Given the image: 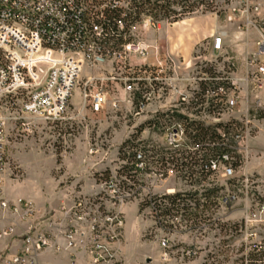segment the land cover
Here are the masks:
<instances>
[{
	"label": "rangeland",
	"instance_id": "1",
	"mask_svg": "<svg viewBox=\"0 0 264 264\" xmlns=\"http://www.w3.org/2000/svg\"><path fill=\"white\" fill-rule=\"evenodd\" d=\"M107 1L89 0L88 15L97 12L91 5ZM119 1V15L126 23L118 37L121 39L108 42L114 53L105 64L82 69L62 119L23 117L19 106L26 91L0 96L6 159L2 194L12 202L31 200L36 228L61 217L64 208L78 198L98 204L105 212L120 210L124 225L117 264H239L238 235L234 229L243 225L249 204L246 200L254 204V200L264 196V108L255 113L263 117L240 120L244 98L240 96L232 110L220 106L215 99L208 101L201 94L199 78L242 72L245 56L256 49L258 34L253 28L238 27L240 12L236 11L234 17L231 10L238 0ZM252 2L260 7L256 19L264 18V0ZM140 9L143 12L138 14ZM197 24L204 28L199 34ZM218 24L227 33L221 55L212 51L209 37L193 45L192 38L204 36L207 29L213 31ZM236 31L247 33L250 38H234ZM137 41L147 45L143 57L121 47L125 42ZM89 76L99 77L91 90L96 82L107 92L108 102L98 112L89 106L81 108V89ZM128 79L132 80L131 89L125 84ZM146 93L151 94V100L140 111L136 101ZM114 100H118L116 106ZM174 110L205 124L231 119L242 123L226 139L228 147L239 154V158L233 155L231 159L232 174L224 175V167L229 164L220 163L218 170L202 175L200 166L195 165L191 176L183 177L182 171L181 177L166 156L161 159L167 155L166 149L173 148L168 143L171 130L178 128L176 146L185 149L184 142L190 141L182 121L173 115ZM127 139L131 142L124 145ZM188 146V150H195L194 145ZM138 151L145 168L130 172L123 169L131 153ZM154 152L157 153L151 156ZM159 173L163 175L160 177ZM244 178L248 179L247 187ZM110 181L124 198L118 206L107 194ZM215 184L222 186V193H234L236 197L229 207L207 202L205 208L200 205L193 209L199 215L194 227L192 220L184 219L178 224V215L172 228H162L151 208L140 209V203L149 195L195 189L200 193L202 186ZM252 225L263 226L254 221ZM20 234L17 229L11 236L0 238L9 243L0 251V258L18 250ZM186 250L191 254H186Z\"/></svg>",
	"mask_w": 264,
	"mask_h": 264
},
{
	"label": "built area",
	"instance_id": "2",
	"mask_svg": "<svg viewBox=\"0 0 264 264\" xmlns=\"http://www.w3.org/2000/svg\"><path fill=\"white\" fill-rule=\"evenodd\" d=\"M88 1L0 0V96L26 91L19 106L23 117L47 121L62 119L82 69L103 65L114 53L107 45L111 41L107 36L110 20L102 12L119 10L120 1L92 3L97 10L92 16L87 13ZM232 5L234 17L236 11L240 12L238 27L253 28L257 32L256 49L245 56L243 71L239 74H212L199 79L200 83L206 84L204 97L215 99L227 109L232 110L242 96L244 113L240 120L247 121L256 118V111L264 108V18L256 19L260 7L252 0H238L236 6ZM227 18L231 20L232 16ZM113 22L119 31L126 25L120 15L113 18ZM226 34V31L219 30L212 37V51L216 55L223 53ZM121 47L141 57L147 49V45L139 41L125 42ZM98 78L89 76L83 83L81 108L89 106L93 112H98L108 102L107 92L96 82L95 88H90ZM130 81L126 80L125 84L131 89ZM150 100V93L141 95L136 103L138 110L142 111ZM117 103L118 100L113 101L114 106ZM4 121L0 116V237L11 236L19 229L21 245L15 253L1 257V261L4 264H38L39 256L54 252L65 253L70 264L78 261L79 264H117L124 225L120 210L105 212L98 204L78 198L64 208L61 217L36 228L31 200L12 202L3 196L1 183L6 166ZM177 131L178 128L169 132V144L176 145ZM181 131L184 134L183 127ZM231 159L225 153L219 160H212L209 169L218 170L220 163H227L223 174L230 175L234 172ZM144 168L142 153L138 151L135 171ZM162 175L159 173L160 177ZM243 182L247 187L248 179L244 178ZM107 194L113 199L114 206L123 202V196L116 192L112 181L107 185ZM235 197L234 193H223L217 203L229 207ZM246 202L249 204H246L243 225L234 229L238 235L237 260L239 264H264V196L254 200V204L248 199ZM253 221L263 226H253ZM186 254L191 252L186 250Z\"/></svg>",
	"mask_w": 264,
	"mask_h": 264
},
{
	"label": "trees",
	"instance_id": "3",
	"mask_svg": "<svg viewBox=\"0 0 264 264\" xmlns=\"http://www.w3.org/2000/svg\"><path fill=\"white\" fill-rule=\"evenodd\" d=\"M141 12H143L141 9L137 11L138 14ZM102 13L110 20L107 26V36L112 41H118L121 39L118 38L120 31L113 22V18L119 16V10H104ZM200 84L202 90L201 94L203 95L206 84L204 82ZM212 100L213 98H208V101ZM173 115L177 117L178 120L180 119L182 121L184 132L190 141L184 142L185 149H182V146L178 147L176 145H173L172 149H166L165 152L167 155H164L161 159H165L166 156V161L173 163L177 170L181 172V177L182 171H184L183 177L191 176L193 173L192 167L195 165L200 166L199 175L211 171L209 169L210 162L212 160H219L225 153L230 157L234 155L239 158V154H235V152L228 147L230 145L229 142L226 141L230 133L242 125L239 120L231 119L227 122L219 121L212 124H205L202 120L191 119L176 110H174ZM261 117L263 116L256 115V118ZM130 142L131 140L127 139L124 145ZM188 144L194 145L193 147H195V150H188ZM163 149L164 147L161 150ZM232 152H234V154ZM156 153L157 152H154L150 155L154 156ZM196 155H198V157H196ZM135 156L136 152H132L130 160H128L122 168L129 172L135 171ZM204 178L205 177H202V180H204ZM199 182L200 180L197 181V183ZM221 191L222 186L215 184L211 187L202 186V191L200 193L198 189H195L194 191H175L172 193L153 194L149 195L148 199L140 203V209L144 206L151 208L159 227L166 228L169 226L172 228L178 215H180V222H178V224H182V220L184 219L192 220V227H194L197 223L194 221L198 220L197 218L199 215L192 210H197L200 205L205 208L208 203L216 204L217 199L223 194ZM211 197H213V200H210ZM201 198L205 201L201 202Z\"/></svg>",
	"mask_w": 264,
	"mask_h": 264
},
{
	"label": "crops",
	"instance_id": "4",
	"mask_svg": "<svg viewBox=\"0 0 264 264\" xmlns=\"http://www.w3.org/2000/svg\"><path fill=\"white\" fill-rule=\"evenodd\" d=\"M196 28H197L196 29L197 34H199L204 29L201 24H197ZM222 28L223 26L218 24L216 26V29H214L213 31L211 29H207L204 36H200L199 38H192L193 45L195 46L196 43H198V41H200L201 39H204L205 37H209L210 45L212 47V37L214 33L218 32ZM246 34L247 33H243L241 31H236V33H234V38H250L249 36H246ZM20 244L21 243L19 242L18 247L20 246ZM8 245H9L8 242L4 241L3 239H0V251H4V249H6ZM38 264H70V262L66 254H57V253L49 252V253H44L41 256H39ZM76 264H79V261Z\"/></svg>",
	"mask_w": 264,
	"mask_h": 264
}]
</instances>
